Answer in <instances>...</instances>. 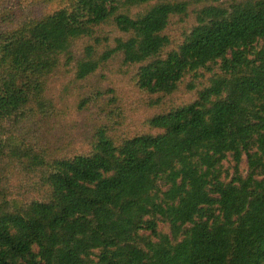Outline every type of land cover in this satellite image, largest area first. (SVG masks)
I'll list each match as a JSON object with an SVG mask.
<instances>
[{
	"label": "trees",
	"instance_id": "1",
	"mask_svg": "<svg viewBox=\"0 0 264 264\" xmlns=\"http://www.w3.org/2000/svg\"><path fill=\"white\" fill-rule=\"evenodd\" d=\"M264 0H0V264H264Z\"/></svg>",
	"mask_w": 264,
	"mask_h": 264
},
{
	"label": "rangeland",
	"instance_id": "2",
	"mask_svg": "<svg viewBox=\"0 0 264 264\" xmlns=\"http://www.w3.org/2000/svg\"><path fill=\"white\" fill-rule=\"evenodd\" d=\"M237 237H239V243L236 245L235 252L241 261L244 260L247 254H257L264 249V243L262 241L249 239L244 230L238 231Z\"/></svg>",
	"mask_w": 264,
	"mask_h": 264
}]
</instances>
